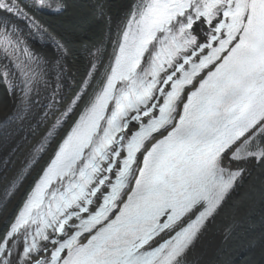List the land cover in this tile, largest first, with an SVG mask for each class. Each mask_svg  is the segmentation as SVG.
Listing matches in <instances>:
<instances>
[{
	"label": "snow or ice",
	"instance_id": "6c2138e0",
	"mask_svg": "<svg viewBox=\"0 0 264 264\" xmlns=\"http://www.w3.org/2000/svg\"><path fill=\"white\" fill-rule=\"evenodd\" d=\"M66 7L0 0L6 119L46 126L28 165L64 130L0 234V264H186L246 174L239 163L264 169V0H132L115 31L98 4L104 28L67 91L72 53L55 41L49 95V62L17 21L55 39L38 13Z\"/></svg>",
	"mask_w": 264,
	"mask_h": 264
},
{
	"label": "bare ground",
	"instance_id": "6f19581e",
	"mask_svg": "<svg viewBox=\"0 0 264 264\" xmlns=\"http://www.w3.org/2000/svg\"><path fill=\"white\" fill-rule=\"evenodd\" d=\"M131 3L132 0H66L67 7L62 12L45 9L38 15L55 39L30 29L25 21H17L30 51L49 62L51 85L47 94L56 86L55 61L61 58L55 41L63 43L72 53L66 58L70 72L62 81L67 91L72 75L79 78L85 70L82 46L96 40L104 28V21L98 18L97 5H103L115 31ZM13 105L7 85L0 82V234L64 133L61 130L38 162L28 165L29 153L46 126L32 135L29 128L35 127V120L31 117L23 122L8 121L6 118L12 114ZM239 166L247 169L246 174L194 241L185 258L186 264H264V169L243 162ZM22 169L24 175L16 179Z\"/></svg>",
	"mask_w": 264,
	"mask_h": 264
}]
</instances>
